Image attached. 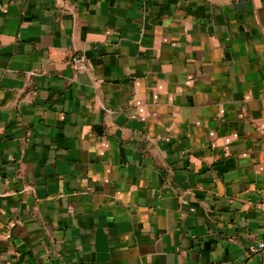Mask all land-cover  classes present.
I'll use <instances>...</instances> for the list:
<instances>
[{"label":"crops","instance_id":"1","mask_svg":"<svg viewBox=\"0 0 264 264\" xmlns=\"http://www.w3.org/2000/svg\"><path fill=\"white\" fill-rule=\"evenodd\" d=\"M264 0H0V264H264Z\"/></svg>","mask_w":264,"mask_h":264},{"label":"built area","instance_id":"2","mask_svg":"<svg viewBox=\"0 0 264 264\" xmlns=\"http://www.w3.org/2000/svg\"><path fill=\"white\" fill-rule=\"evenodd\" d=\"M252 254H264V240L257 242L249 247Z\"/></svg>","mask_w":264,"mask_h":264}]
</instances>
